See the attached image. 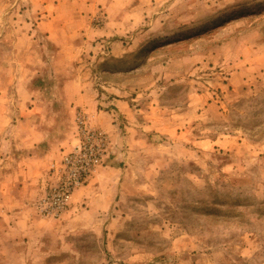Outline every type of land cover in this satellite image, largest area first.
Returning <instances> with one entry per match:
<instances>
[{"label":"rangeland","instance_id":"1","mask_svg":"<svg viewBox=\"0 0 264 264\" xmlns=\"http://www.w3.org/2000/svg\"><path fill=\"white\" fill-rule=\"evenodd\" d=\"M135 2L134 28L83 47L77 34L40 32L28 0H0V163L11 169L6 142L26 130L25 153H60L33 205L53 227L41 264H264V0ZM80 90L112 115L124 95L137 129L124 135L116 116L112 135L81 107L71 118ZM88 146L67 209L40 213L72 176L66 158ZM118 163L111 208L69 215L74 192ZM6 250L0 264H14Z\"/></svg>","mask_w":264,"mask_h":264},{"label":"crops","instance_id":"2","mask_svg":"<svg viewBox=\"0 0 264 264\" xmlns=\"http://www.w3.org/2000/svg\"><path fill=\"white\" fill-rule=\"evenodd\" d=\"M28 2L30 5L26 11L36 19L37 29L40 32L77 34L84 40L83 47L85 44L93 46L97 39L121 37L123 32L126 33L127 30L135 27L131 17L143 6L142 4L140 7L137 6L140 3L135 0H28ZM128 7L132 9L129 13L126 10ZM64 8H67V15L70 12L71 20H63ZM100 9L102 12L99 15L104 16L105 22L101 27H94L92 21ZM63 24L64 26L66 24V29ZM113 46L112 53L115 52V48L118 51L121 48L117 44ZM82 83L86 84V82ZM82 83L80 85L83 89ZM110 102L114 105L117 115L98 111L96 97L87 94V91L80 90L69 112L73 118L78 107L88 112L90 110L92 123L112 135L116 133L117 124L114 122L116 116L124 122V129H122L124 135L128 134L132 128L136 130L137 128L134 127L137 126L136 123H133V127L130 125L132 124V111L129 100L124 95H119L113 97ZM24 120H21V124L25 128L28 122ZM40 131L45 132V129L41 128ZM21 133L22 141L19 142L18 137L16 141V137L11 134L6 142L7 150L15 157L13 165H10L11 169L4 171L7 167L0 163V171L5 173L0 176V259L5 253L2 249H7L6 255L10 256L14 264H41L46 262L49 246L46 237L50 235L53 227L47 224L46 219L38 214L33 205L41 195L44 186L47 185L48 170L60 153H55V151L53 153L33 152L32 155L25 153L24 151L30 148L27 142H30L31 133L29 130L21 131ZM61 136L56 139H60ZM123 142L124 149L122 150L127 153L126 139H123ZM198 142L201 144V140ZM120 152L126 155L121 150ZM19 153L21 154L18 155ZM8 158L12 160L10 156ZM124 166L125 163L110 166L103 177L97 175L91 178L87 185L76 190L72 196L68 214L76 213L83 204L85 211L95 216L109 210L122 183V176L108 180L109 174L121 175Z\"/></svg>","mask_w":264,"mask_h":264},{"label":"built area","instance_id":"3","mask_svg":"<svg viewBox=\"0 0 264 264\" xmlns=\"http://www.w3.org/2000/svg\"><path fill=\"white\" fill-rule=\"evenodd\" d=\"M92 146V145H91ZM91 146H88L83 153L77 157L76 149L73 154V158H66L67 166L71 170L70 180H64L56 187H53L50 192L51 195H47L39 202V212L46 214H61L64 209H67L70 197L78 186L83 184L84 177L87 175L88 166L91 163L92 152L89 150ZM97 160V158H96Z\"/></svg>","mask_w":264,"mask_h":264}]
</instances>
